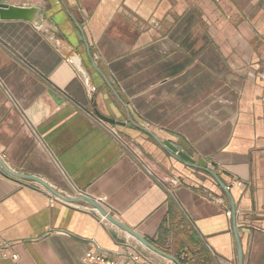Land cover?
I'll use <instances>...</instances> for the list:
<instances>
[{"label": "crops", "instance_id": "obj_1", "mask_svg": "<svg viewBox=\"0 0 264 264\" xmlns=\"http://www.w3.org/2000/svg\"><path fill=\"white\" fill-rule=\"evenodd\" d=\"M2 1L41 14L0 19V264H132L130 246L153 264H264V0ZM96 113L183 185H157Z\"/></svg>", "mask_w": 264, "mask_h": 264}, {"label": "built area", "instance_id": "obj_2", "mask_svg": "<svg viewBox=\"0 0 264 264\" xmlns=\"http://www.w3.org/2000/svg\"><path fill=\"white\" fill-rule=\"evenodd\" d=\"M54 46L59 52L65 50V47L60 40H54ZM64 61H65V63L72 65L76 69L77 73L79 74V76L81 77L83 83L85 84V86L87 88V92H88L89 96H92L95 92V88L90 84L89 78L87 76V73L85 72V70L83 69V67L81 65L80 59L76 55H69V56L64 58ZM97 122L114 139V141H116L124 149V151L127 152V154L130 155L135 160V162L142 169V171L147 176L152 178V180L157 185L161 186L167 193L172 195V194H174V191L176 189L180 188L183 185L182 181L179 178L171 177V176L159 173L156 170L155 166L139 150V148L132 141H129L126 137L121 135L118 132V130L115 128L114 125L106 123L100 119H98ZM233 186H241V183L234 182V183L230 184L229 186H226L225 190L228 191ZM73 192L78 197L83 196L82 193H80L76 189H73ZM54 198L56 201H61L56 197H54ZM214 201H216L217 203L219 202V200H215V199H214ZM100 219H101V221L104 220V218H102V217ZM4 248H5V245L0 242V261L9 258L8 255H6V253L3 252ZM124 257L128 261H130L132 264H153L151 262V260L137 246L127 247V250L125 251ZM10 259L12 261H16L17 256L12 255V256H10ZM85 261H87L88 264H120V263H117V262L105 257L101 253H87L85 255Z\"/></svg>", "mask_w": 264, "mask_h": 264}, {"label": "water", "instance_id": "obj_3", "mask_svg": "<svg viewBox=\"0 0 264 264\" xmlns=\"http://www.w3.org/2000/svg\"><path fill=\"white\" fill-rule=\"evenodd\" d=\"M41 14V9L39 7H24V8H17V7H12V6H8L6 2L0 0V19L1 20H22V21H26L29 23H33L36 24L38 21V15ZM96 116L106 122L109 123L111 125L114 126H123L122 123L119 122H115L114 120L105 118L101 115H99L98 113H96ZM164 145L167 147L168 150H170L173 154L177 155L178 158H180L181 160L189 163V164H193V161L186 156L185 154H183L179 148H175L171 145H169L168 143H164ZM38 183H40V185H42L51 195H53L54 197L58 198L59 200L63 201V202H69L70 200L65 199L64 197L58 195L56 192H54L50 187H48L45 183L41 182V181H37ZM84 201H86L89 205H91L94 209H96L98 211V213L104 217L107 221L117 224L111 217H109L99 206H97L93 201L87 199V198H83ZM119 227H121L124 231H126L128 234H130L134 239H136L137 241H139L140 243H142L145 247H147L148 249L157 252L154 248H152L146 241H144L143 239H141L140 237H138L137 235L133 234L131 231H129L128 229L124 228L121 225H118Z\"/></svg>", "mask_w": 264, "mask_h": 264}]
</instances>
